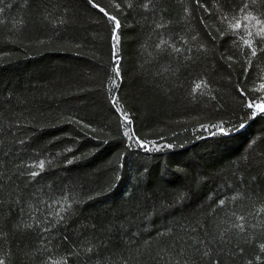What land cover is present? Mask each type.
Listing matches in <instances>:
<instances>
[{
  "label": "trees",
  "instance_id": "obj_1",
  "mask_svg": "<svg viewBox=\"0 0 264 264\" xmlns=\"http://www.w3.org/2000/svg\"><path fill=\"white\" fill-rule=\"evenodd\" d=\"M262 28L264 0H0L4 264H264Z\"/></svg>",
  "mask_w": 264,
  "mask_h": 264
},
{
  "label": "snow or ice",
  "instance_id": "obj_2",
  "mask_svg": "<svg viewBox=\"0 0 264 264\" xmlns=\"http://www.w3.org/2000/svg\"><path fill=\"white\" fill-rule=\"evenodd\" d=\"M253 2H255V0H253ZM101 12H104L105 15L108 16L109 20H112V21H115V28L118 29L120 27V24H119V21L116 20V18L114 16H111L109 15L107 12H105V10L103 8L100 9ZM232 27L234 28H239L240 27V24L239 23H236L235 25H232ZM261 32H264V28L261 29ZM251 34V33H250ZM112 39L114 40H117L118 42V36L116 35H113ZM246 44H249L250 45V42L248 41H245ZM262 51H264V49H261ZM253 56L256 55V50L253 49L252 50V53H251ZM116 67V66H114ZM116 75L119 76V70H118V67H116ZM196 88L199 89L200 88V85L197 84L196 85ZM261 88H264V84L261 85ZM241 95H246V93H244L242 90H241ZM262 99V102L259 103V104H256L255 102L253 103H246V107L249 108V109H252L253 111H251L249 113L250 116H253L255 117L257 114H264V98H261ZM125 119L127 120V116H125ZM216 127L218 128L219 130V133L221 135H229L231 130H228V129H225L223 127V125H216ZM238 128H242L244 127L243 123H241L240 125L237 126ZM137 143H140L139 141H137ZM141 147H147L146 145L142 144L140 145ZM37 173H33V175H36ZM221 204L223 203V201L220 202ZM262 248H264V245H261ZM0 264H4V261L2 259H0Z\"/></svg>",
  "mask_w": 264,
  "mask_h": 264
}]
</instances>
